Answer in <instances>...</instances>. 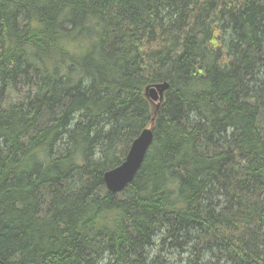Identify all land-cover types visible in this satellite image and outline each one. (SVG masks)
Returning a JSON list of instances; mask_svg holds the SVG:
<instances>
[{"label": "trees", "instance_id": "obj_1", "mask_svg": "<svg viewBox=\"0 0 264 264\" xmlns=\"http://www.w3.org/2000/svg\"><path fill=\"white\" fill-rule=\"evenodd\" d=\"M164 81L155 114L144 87ZM153 117L133 180L108 191ZM166 250L264 264V0H0V262Z\"/></svg>", "mask_w": 264, "mask_h": 264}, {"label": "water", "instance_id": "obj_2", "mask_svg": "<svg viewBox=\"0 0 264 264\" xmlns=\"http://www.w3.org/2000/svg\"><path fill=\"white\" fill-rule=\"evenodd\" d=\"M169 83L158 82L144 87V96L151 102L156 114L169 88ZM154 117L149 126L143 128L132 140L124 160L116 167L106 170L103 174L105 187L113 193L121 192L134 178L137 170L153 141ZM0 264H5L0 262Z\"/></svg>", "mask_w": 264, "mask_h": 264}, {"label": "rangeland", "instance_id": "obj_3", "mask_svg": "<svg viewBox=\"0 0 264 264\" xmlns=\"http://www.w3.org/2000/svg\"><path fill=\"white\" fill-rule=\"evenodd\" d=\"M26 92V88L24 87H18L14 90H11L10 92V96L11 99L19 97V96H23L24 93ZM159 244V243H158ZM160 249V246L157 245L156 250ZM161 256L165 259L166 264H185L187 259H194L193 256H191L190 258H187V253H179V252H174V253H170L169 250H166L164 253H161ZM107 261L104 260L101 264H105Z\"/></svg>", "mask_w": 264, "mask_h": 264}, {"label": "bare ground", "instance_id": "obj_4", "mask_svg": "<svg viewBox=\"0 0 264 264\" xmlns=\"http://www.w3.org/2000/svg\"><path fill=\"white\" fill-rule=\"evenodd\" d=\"M64 142V141H63ZM54 151V150H53Z\"/></svg>", "mask_w": 264, "mask_h": 264}]
</instances>
